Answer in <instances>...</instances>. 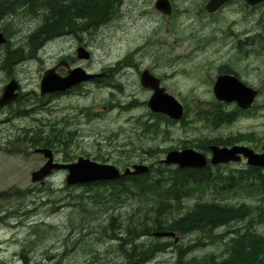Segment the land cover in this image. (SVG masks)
Instances as JSON below:
<instances>
[{
    "label": "rangeland",
    "instance_id": "374dc122",
    "mask_svg": "<svg viewBox=\"0 0 264 264\" xmlns=\"http://www.w3.org/2000/svg\"><path fill=\"white\" fill-rule=\"evenodd\" d=\"M106 1L95 0L79 9L80 15L73 16L77 8L65 16L75 19L74 30L61 29L69 26L60 18L45 21L43 11L33 15L18 9L0 16V32L7 39L0 44V95L11 78L19 84V101L0 107V195H5L0 196V217L4 218L0 264H127L119 241L105 228L112 216L121 225L142 213L143 204L123 193H96L97 199H103L94 202L90 195L97 189L88 192L83 185L67 186L66 170L53 171L43 183L32 182L31 173L46 161L33 151L40 147L29 142L32 136L52 139L66 133L60 144L49 147L57 161L83 156L121 170L134 163L155 165L169 149L193 148L209 155L201 147L207 141L235 138L225 146L239 143L252 148L264 144V2L249 6L243 0H229L208 13V0H169L173 9L167 15L155 9L156 0H114L108 19L95 23L91 12L97 19ZM58 34L63 35L57 38ZM44 39L51 43L30 55L29 46L38 45L39 40L43 45ZM80 45L90 52V59L77 58ZM62 58L111 77L84 83L74 92L40 96L44 70ZM144 69L161 78L166 92L183 105L181 120L165 122L161 114L149 110L146 103L151 93L139 84ZM222 72L234 73L262 92L250 112L214 128L197 114L217 102L212 87ZM221 104L226 111L236 107ZM140 121L147 127L153 124L157 131H144L143 126L142 132ZM149 149L156 155L144 153ZM246 166L243 159L220 168ZM15 191L28 193L14 195ZM198 198L187 199L181 212L191 210ZM206 199L220 202L221 196L208 193ZM226 201L243 212L241 220L237 217L209 232L174 231L177 242L150 235L137 239L145 247L156 241L167 243L164 252H154L139 264H175L178 249L189 247L183 252L186 264L192 259H222L227 240L249 223L264 235V195H233ZM247 209L261 216L251 223ZM257 254L243 261L264 264V249Z\"/></svg>",
    "mask_w": 264,
    "mask_h": 264
},
{
    "label": "trees",
    "instance_id": "16d2710c",
    "mask_svg": "<svg viewBox=\"0 0 264 264\" xmlns=\"http://www.w3.org/2000/svg\"><path fill=\"white\" fill-rule=\"evenodd\" d=\"M93 1L95 0H0V16L5 11L6 13L15 12L18 9L33 15H37L43 11L42 19L45 21L60 18L63 24L67 21L65 16L72 15L73 12L70 9H60L59 6L61 4L78 6L76 14H73V16H77L78 13L80 15L79 9H83ZM113 4L114 0H107L103 10L97 14L99 15L98 17L96 16L97 19H94L95 14L92 12L90 19H93L95 23H104L114 9H112ZM59 27L61 29L74 30L72 26L65 27V25H62ZM39 35L40 31L36 34L34 41L37 40ZM38 42H40L38 45L32 43L29 46L30 55L35 54L40 45H42V40ZM15 52L18 51L16 50ZM16 101H19V98ZM240 111L242 110L237 107L232 111H226L221 103L215 102L211 108L198 112V117L208 125L217 128L223 124L233 122L238 117ZM158 116L160 120L165 122L170 121L164 115ZM143 126L144 131H148L149 129L154 132L157 131V127H154L153 124L147 127V124L143 123ZM56 137V135H53L52 139H50L35 135L32 138L30 137L29 142L33 147H52L54 143L60 144V138ZM234 139L229 138L220 143L207 141L201 147L207 149L210 143L229 145ZM154 152L153 149H149L144 153L152 157L156 155ZM83 186H85L88 192L92 189H97L90 195L96 203L98 200L101 202L103 198L97 199L94 194L107 192L113 195L114 192H117L123 193L128 197L133 196V198L138 199L143 204L141 215L128 217V220L121 225L116 216H112L105 228L109 229L111 235H114L119 241L118 248L124 256H127V264H139L145 261L148 255L162 251L167 245V243H158L156 241L145 247L143 243L136 241L137 239L151 236L154 231H175L182 234L192 231L209 232V230L211 231L219 226L227 225L230 220H237L238 218L241 220L242 218L239 216L243 212L236 209L226 199L233 195H264V171L259 167L253 166L222 171L220 165L211 166L209 164L201 169L179 168L163 165L157 160L155 165H150L149 172L147 173L120 177L113 181L84 184ZM26 193L28 192H13L14 195H24ZM208 193L221 196V201L207 200L206 194ZM201 195H205V197L201 199ZM0 196L5 195L1 194ZM79 197L81 198L82 196ZM196 197L199 198L192 205V209L182 213L183 203L187 199ZM244 208L246 207L244 206ZM174 212H177L178 216H175ZM245 213L249 214L248 217L251 223L257 221L261 216L259 211L255 215H251V210L249 209ZM3 219V217H0V221ZM117 230L119 231L117 232ZM262 249H264V235L257 233L249 223L246 227L236 231V234L227 240L225 255L222 259L216 260L213 257H207L201 261L192 259L188 264H249L251 261L244 262L243 259L257 254ZM189 250L190 247L184 251L181 248L178 249L175 264H186L183 259V252Z\"/></svg>",
    "mask_w": 264,
    "mask_h": 264
},
{
    "label": "water",
    "instance_id": "95a60500",
    "mask_svg": "<svg viewBox=\"0 0 264 264\" xmlns=\"http://www.w3.org/2000/svg\"><path fill=\"white\" fill-rule=\"evenodd\" d=\"M229 0H208L205 8L207 12L213 13L220 6ZM248 5L255 6L264 0H244ZM155 9L169 15L172 12V6L169 0H156ZM6 42V38L0 32V44ZM89 52L83 47L77 48V57L80 59H88ZM102 74H88L81 67H75L68 70V74L60 76L55 73L54 68L45 70L40 80V95L63 92L71 87L90 80L94 77H102ZM140 84L144 88L152 90L147 106L154 113L164 114L167 117L178 120L182 118L184 109L182 104L171 94L161 87L160 79L153 76L148 69H144L140 73ZM19 84L16 79L11 80L3 87L0 95V107L14 102L18 96ZM214 98L218 102L226 104L236 103L237 107L246 110L251 107L258 89L247 86L233 74L217 75L212 87ZM211 152L210 158H207L201 152L186 148L183 150H170L165 157L161 159V163L165 165H177L180 168H203L207 164H228L240 162L242 158L248 166L259 167L264 169V145L262 152H255L253 149L244 145L219 146L215 144L209 145ZM35 153H41L47 159L43 166L31 173L32 182L43 183L53 171L66 170V185H83L99 181H112L129 175H141L149 172V166L143 163L132 164L121 171L118 167L109 163H100L86 157H78L76 161L71 163H59L53 160V152L49 148H36ZM155 237H173L174 241H178L174 232L159 231L154 233Z\"/></svg>",
    "mask_w": 264,
    "mask_h": 264
},
{
    "label": "flooded vegetation",
    "instance_id": "af4514ba",
    "mask_svg": "<svg viewBox=\"0 0 264 264\" xmlns=\"http://www.w3.org/2000/svg\"><path fill=\"white\" fill-rule=\"evenodd\" d=\"M59 8L60 9H62V10H65V9H70L71 11H74V10H76L77 8H78V6H76V5H65L64 3L63 4H61L60 6H59ZM75 19H71V20H67L66 22L68 23V26L70 27V26H74L75 24H76V22L74 21ZM69 32H73V31H71V30H69ZM61 35H63V34H61ZM60 34H58L57 35V38L59 37V36H61ZM44 41H46V39L44 40ZM49 41H51V40H49ZM49 43H51V42H49ZM91 57H89L88 59H90ZM87 59V60H88ZM74 67H80V66H77V65H74V64H71V60L69 59V61L67 60V59H65V58H62V59H60L58 62H57V64L56 65H54V66H52V67H49V68H54L55 69V73H57L58 75H60V76H65L67 73H68V70L69 69H73ZM85 70V69H84ZM86 72H88V73H91V72H89V71H87V70H85ZM141 73V72H140ZM140 73H139V84H140ZM220 74H233V75H235L237 78H239L236 74H234V73H231V72H222V73H220ZM103 75V77L102 78H105V77H111V75H110V73H104V74H102ZM219 75V74H218ZM155 77H157L156 75H154ZM157 78H159V77H157ZM160 79V86L161 87H163V88H165L164 86H163V84L161 83V78H159ZM240 79V78H239ZM241 80V79H240ZM96 81H98V78H92V79H90L89 81H86V82H84V83H94V82H96ZM242 81V80H241ZM243 82V81H242ZM84 83H82V84H80V85H76V86H73L72 88H70V89H68V90H66L65 92L67 93V92H74V91H76V90H78V89H80V88H82L83 86H84ZM244 84H246V82H243ZM247 86H249V87H252V86H250V85H248V84H246ZM140 86H141V84H140ZM142 88H144L143 86H141ZM252 88H254V89H258L259 90V94L262 92V88L261 87H252ZM147 89V88H146ZM147 91H149L150 93H152V90L151 89H147ZM53 94H58V93H53ZM49 95V94H48ZM45 96V95H44ZM47 96V95H46ZM256 100V99H255ZM255 102V101H254ZM147 104V103H146ZM253 105H254V103H253ZM253 105H252V107H253ZM252 107L250 108V109H247V110H242V111H240V113L238 114V116L239 115H241V114H245V113H248V112H250L251 110H252ZM170 121L169 122H172V121H174V120H171V119H169ZM181 120V119H180ZM140 123V125H141V128H142V132H143V122H139ZM137 131V129L135 130V132ZM67 134L66 133H62V132H60V133H58L57 134V137H59V138H61V140L63 139V137L64 136H66ZM56 137V138H57ZM235 145V144H234ZM236 145H244V144H239V143H237ZM264 145V144H263ZM263 145L261 146V147H250V146H248L249 148H251V149H253L255 152H258V153H260L261 151H262V147H263ZM245 146H247V145H245ZM208 149V148H207ZM179 150H181V149H179ZM208 151V150H207ZM53 154H55L54 152H53ZM56 160V159H55ZM57 161V160H56ZM65 161V160H64ZM60 162H62V161H60ZM70 162H74V161H70ZM70 162H63V163H70ZM118 167V166H117ZM119 168V167H118ZM126 168V167H125Z\"/></svg>",
    "mask_w": 264,
    "mask_h": 264
},
{
    "label": "bare ground",
    "instance_id": "6f19581e",
    "mask_svg": "<svg viewBox=\"0 0 264 264\" xmlns=\"http://www.w3.org/2000/svg\"><path fill=\"white\" fill-rule=\"evenodd\" d=\"M14 3V2H13ZM18 4V3H17ZM28 4V3H27ZM1 6V5H0ZM23 6V5H22ZM25 6V5H24ZM31 6V5H30ZM30 6H29V8H30ZM4 7V6H3ZM8 7V6H7ZM16 8V7H15ZM37 8V7H36ZM39 8V7H38ZM1 9V8H0ZM33 9V8H32ZM173 9V8H172ZM34 10H35V8H34ZM38 10V9H37ZM31 11V10H30ZM2 12V11H1ZM17 12V11H16ZM22 12V11H21ZM39 12V11H38ZM5 13H6V11H5ZM4 13V14H5ZM12 14H14V13H12ZM9 14H7V16H8ZM2 17V16H1ZM33 18V17H32ZM1 19V18H0ZM71 19V18H70ZM102 21V20H101ZM45 40V39H44ZM42 44V43H41ZM41 46V45H40ZM138 49V48H137ZM137 51V50H136ZM14 53H12V55H13ZM13 66V65H12ZM115 69V68H114ZM199 114V113H198ZM197 114V115H198ZM203 115V114H202ZM34 138V137H33ZM170 150H174V149H169V150H166L165 151V154H164V156L166 155V153L168 152V151H170ZM219 173V172H218ZM123 185H125V184H123ZM146 194V193H145ZM111 195V194H110ZM116 200V199H115ZM99 201V200H98ZM117 201V200H116ZM113 202H114V200H113ZM119 202V201H118ZM115 203H117V202H115ZM51 204H52V202H51ZM101 210V209H100ZM8 215V214H7ZM7 215H5V217L7 216ZM17 217V216H16ZM74 225V224H73ZM10 227V226H9ZM155 232H159V231H154L153 233H152V235L151 236H153V237H155L154 236V233ZM235 235V234H234ZM156 238V237H155ZM157 239V238H156ZM163 252H164V249L162 250Z\"/></svg>",
    "mask_w": 264,
    "mask_h": 264
}]
</instances>
